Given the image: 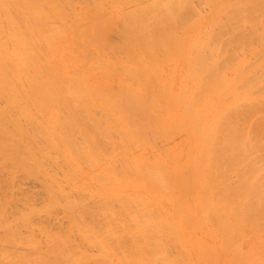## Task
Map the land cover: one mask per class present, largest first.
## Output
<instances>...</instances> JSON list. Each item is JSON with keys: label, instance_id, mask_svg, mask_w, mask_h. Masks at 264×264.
I'll return each mask as SVG.
<instances>
[{"label": "bare ground", "instance_id": "obj_1", "mask_svg": "<svg viewBox=\"0 0 264 264\" xmlns=\"http://www.w3.org/2000/svg\"><path fill=\"white\" fill-rule=\"evenodd\" d=\"M196 2L209 13L194 0H0V136L8 140L0 137V165L40 177L70 162L62 182L88 175L99 188L83 197L92 192L101 204L91 199L95 217L44 174L40 209L62 206L70 232L56 228L45 244L28 233L14 253L19 223L8 228L2 205L16 197L0 193L11 247L0 250L15 254L0 251L6 264H86L87 245L115 264H264V0ZM182 59L177 85L174 66L163 67ZM177 132L187 142L182 161L177 145L160 146ZM142 144L160 146L159 156L132 155ZM30 211L18 214L27 230Z\"/></svg>", "mask_w": 264, "mask_h": 264}, {"label": "rangeland", "instance_id": "obj_2", "mask_svg": "<svg viewBox=\"0 0 264 264\" xmlns=\"http://www.w3.org/2000/svg\"><path fill=\"white\" fill-rule=\"evenodd\" d=\"M196 1H197V0H194L195 5H196V3H198V2H196ZM126 6H127V5H126ZM132 6H133V5H131V4L128 5L129 9H131ZM201 6H202V5H201ZM201 6H200V3H198V4H197V7H199V8H197V10L200 9L199 12H201L203 15H204V14H208L209 12H207V11L209 10V8H208L207 6H202V7H201ZM128 7H127V8H128ZM200 7H201V8H200ZM204 9H205V10H204ZM206 12H207V13H206ZM201 13H200V14H201ZM202 14H201V15H202ZM122 57H124V56H122ZM122 60H124V59H122ZM180 61H181V60H180ZM180 61H179V62H176L177 64L175 63V65L173 64L172 66L166 65V66H165L166 69H164L165 67H163V71H166V73H168V72H172L171 69H173V66H174V70H173V71H174V74H175V72H177L176 74H177V76H179V77H177L176 74H175V75L173 74V75L175 76V77L173 76V77H174V78H173V82H174L175 84H177V85H178V84L180 83V81L182 80V78H183L182 75H184L185 67H187V63L184 62L183 59H182V61H181V63L183 62V64H181ZM178 63H180L181 65L178 64ZM184 63L186 64V66L184 65ZM177 65H178V67H180V68H179V71H180V72H182V70L184 71L183 73H180V74H182L181 76H180L179 72L177 71V70H178ZM167 66H168V67H167ZM169 67H170V68H169ZM167 68H168V70H167ZM181 68H183V69H181ZM166 73L164 72L163 74H166ZM172 73H173V72H172ZM176 77H177V78H176ZM181 77H182V78H181ZM178 78L180 79L179 82L177 81ZM164 79H165V78H164ZM175 79H176V80H175ZM175 81H176V82H175ZM175 84H174V86H175L174 88H177V85H175ZM1 102H2V101H1ZM1 102H0V104H2ZM12 133H13V132H12ZM3 134H4V133H3ZM6 134H7V133H6ZM9 134H10V133H9ZM0 135H1V134H0ZM4 135H5V134H4ZM6 136H8V137L10 136V138H11L12 135H8V134H7ZM0 137H2V136H0ZM8 137H7V138H8ZM12 137H13V136H12ZM170 137H171L170 139H169V138L166 139L167 142H166L165 140H163V141H164V143H163V141L161 140L163 144H162V143H161V144L158 143V144H160V146H162V147H163V146H165V148L167 147V149H168V147H170V148L172 147V148H173L175 145H177V147H176V146H175V147H176L177 149H180V150H179V151H180V155H179V157L181 156V157H180L181 159L179 158V160L182 161V160L185 158V156H186V155H183V153L185 154V151H186V150H185V146L187 145V144H186L187 142H186V139H185V132H177V133H174V135L172 134ZM2 138L5 139V137H2ZM10 138H8V139L10 140ZM14 138H15V137H13V139H14ZM16 138H17V137H16ZM5 140H7V139H5ZM11 140H12V139H11ZM17 140H18V139H17ZM19 140H20V139H19ZM19 140H18L17 142H15V145H17L18 142H20V141H21V144H22V145H26V144H24V143L22 142V140H20V141H19ZM7 141H8V140H7ZM14 141H16V140H13V142H14ZM23 141L26 142L25 139H24ZM161 141H160V142H161ZM165 142H166V143H165ZM16 143H17V144H16ZM156 143H157V142H156ZM12 144H14V143H12ZM158 144H157V145H158ZM166 144H167V146H166ZM19 145H20V144H19ZM37 145H39L38 142H37ZM144 146H145V144H144V145L142 144V145L139 146V148H138L139 150H138V149H134V151L132 150V151H131V152H132V155L136 154V153H133V152L136 151V152L138 153V151L140 152V150L142 149V150H145V153L147 152L146 155H148V157H147V156H146V157H147L148 159H151V158L154 157L152 154H154V153L156 154L157 151L159 150L158 153H157L156 155L154 154V155L157 157V156H159V152L161 151V149H164V147H163V148L161 147V149L159 148V149L157 150V148L160 147V146H156V144H155V146L157 147L156 149L153 148V147H155L153 144H152V145H147V144H146V149H145ZM149 146H152V147H149ZM25 147H26V146H25ZM180 147H181V148H180ZM182 147H183V148H182ZM186 147H187V146H186ZM136 148H137V147H136ZM150 148H151V149L153 148V150H152V152L149 153V151H151ZM170 148H169V149H170ZM156 150H157V151H156ZM181 150H182L183 152H182ZM184 150H185V151H184ZM153 151H154V152H153ZM141 152H142V151H141ZM142 153L145 155L144 152H142ZM136 155H137V154H136ZM182 156H183L184 158H183ZM156 157H154V158H156ZM154 158H153V159H154ZM182 158H183V159H182ZM41 160L43 161L44 159H41ZM58 160L60 161V160H62V159H58ZM42 161H40V163H41ZM59 161H58L57 163H59ZM62 161H64V160H62ZM44 162H45V161H44ZM44 162H42V163H44ZM60 162H61V161H60ZM64 162H65V161H64ZM6 163H7V162H5V164L3 163V165H6ZM40 163H39V164H40ZM42 163H41V166L43 165ZM46 163H47V160H46ZM46 163H44V165L42 166V167H43V168H42L43 170H45V169H44L45 165L51 164V163H47V164H46ZM57 163H56V164H57ZM69 163H70V162H69ZM69 163H67V164H69ZM67 164H66V162H65L64 165H66V167H67V166H69V165H67ZM3 165H2V164L0 165V189H2V190H0V193H1L3 196H4V195H10V196H13V197H10V196H9V198H15V197H16V199H14V200L11 199V200H12V201H11L9 198H7V200L9 199V203H10V206H11V207L8 206V205H9L8 202H7L8 205H6V202H5V205H2L3 209L5 208V211L7 210V208H8V211L10 210L9 212L6 211V213L4 212V210H2V212L5 213L4 216L6 217V221H8V223H10L11 225H9V227L7 226L8 223H6V221H4V220H5V217H4V216L2 217V214H3V213L1 214V212H0V215H1L0 217H1V219L3 218L2 221L5 222V223L3 222L4 224H6L5 226H3L4 224L2 225V223L0 224V226H1V228H0V229H1V230H0V232H1V233H0V236H1V234H3L4 236H3V237L1 236V238H2V240L5 239V235H7V234L9 233L7 227H8L9 229H13V228H11L10 226L13 225L12 227H14V228H15V226L18 227V225H15V223H17V224L19 223V228H20V229H18V228H15L16 230L14 229V230L16 231V233H17V231H19V233H17L18 235L15 233V235H17V236H15L16 239H15V237H12V235H10V234H9V237H8V239H10V238L12 237V239H10V240H12L11 243H13L11 247L13 248L12 250L14 251V253H15V251L19 252V250H20L19 247H21V249H22L23 247H25V246H21L22 244L20 243V240L23 242L24 239H26V238L28 237V235H29L28 233H30L29 236L34 235L33 237H35V238H36V236H38V237L41 238V239H38V238H36V239H38V241H40V243H41V242L43 243V242H46V240H45L46 237H45V236H46L47 234H51V233L56 234V233H57L56 235H59V233H60L61 231L63 232L66 228L69 227V226H68V222H69L68 219H67L64 215H63V217H62V215H61L62 212H63V208H62V206L59 207V208L62 209V210L60 209L62 212L59 211V209H58L57 206H55V207H53V208L56 209V207H57L58 210H55V209H54V210H53V209L51 210V209H50V210H48L47 212H50L51 214L47 213V215H46V212H44L42 209H40L41 207L39 206V204L42 205L43 203L45 204V202L48 201V200H46L47 198H45L47 195H43V193H44L43 188H44V187H43V188L41 187V186L43 185V183H45V184H44L45 187L48 185V184H46V183H48V182H46V180H47V178H48V177H46V176L54 175L56 179L59 178V181L62 182V181H64V173L67 171V170H65V169H69V168H64V167H63L64 165L60 168V165H62V163L59 164V168H60L61 170L64 169L63 171H61L59 168H58L59 170L56 168L58 165H56V167H54L55 164L46 166V167H45L46 170H45L44 173L42 172L43 170H42V171L40 170V171L42 172L43 176H44V174H45V179H46V180H45L44 178H40L42 175L39 177V174H40V173H39V172H40L39 170H38V173H39V174H37V175L34 174V175H33L35 178H36V176H37V179L32 178L33 176H32V177H29V175H27L26 173H24V171H23L22 169H21V170H22L21 175H20V173H19V175L17 174V175L14 177L15 172L17 171L18 166L16 167V170L13 172V175H11V173H10L8 170H7V171H8L9 173H8V174L6 173V168H7V167H5V166L3 167ZM41 166H40V167H41ZM50 167H52V168L54 167L55 170L52 169V170H53V171H52V170L50 169ZM20 168H21V166H20ZM20 168H18V169L20 170ZM47 168H49V169H47ZM14 169H15V168H14ZM47 170H48L49 172H47ZM18 172H19V171H18ZM20 172H21V171H20ZM36 173H37V172H36ZM48 173H49V174H48ZM58 173H59L60 175H59ZM9 174H10L12 177H14V179H11L12 177L10 176V177H11V178H10L11 180L8 181V178H9V177H6V176H8ZM22 174H23V175H22ZM24 174H25V176H24ZM5 175H6V176H5ZM26 175H27V177H26ZM35 175H36V176H35ZM43 176H42V177H43ZM38 177H39L40 179H39ZM50 177H53V176H49V178H50ZM4 178H5L4 181H5V182L7 181L6 184L2 181ZM49 178H48V179H49ZM6 179H7V180H6ZM38 179H39L40 181H39ZM41 179H42V180H41ZM43 179H44V180H43ZM88 179H89V180H88ZM37 180H38V181H37ZM90 180H92V178H91V177H88V175H86V174L80 175V174L78 173L77 178H76L74 181L67 182V183H66V182H62V188H63L64 190L66 189V190H65L66 192L69 191V192H67V194L70 193L69 196L71 195V197H72V196L74 195V197H75L76 199H78L81 203L84 202V203H82L83 205H84L86 202H87V204L89 203L88 206H86V208H87V207L90 208L91 206L93 207V204H94V208H95V206H97V204H99V205H98V207H99L101 204L99 203L98 199H97L98 203H96L97 201H96L95 198H94L95 201L93 200V196L95 195V194H93V193L98 192L96 189H98L99 186H97L98 184H97L95 181L93 182V180H92V181H90ZM43 181H44V182H43ZM41 182H43V183H41ZM2 183H3L4 185H3ZM2 185H3L4 188L1 187ZM40 185H41V186H40ZM83 185H85V186H83ZM86 185H87V186H86ZM11 186H12V187H11ZM81 186H83V187H81ZM88 186H89V187H88ZM85 187H86V188H85ZM97 187H98V188H97ZM9 188H10V189H9ZM67 188H68V189H67ZM4 189H5V190H4ZM18 189H19V191H18ZM41 189H42V190H41ZM84 189H85V190L87 189L86 191H88V192L93 191V193L91 192V194H92V198H91V197H90V198H89V197H87V198H86V197H85V198L83 197V195H84L83 193H84V191H85ZM22 190H23V191H22ZM24 190H25V191H24ZM82 190H83V192H82ZM89 190H90V191H89ZM95 190H96V192H95ZM8 191H9V192H8ZM17 191H18L19 193H18ZM26 191H27V192L29 191V192L27 193ZM65 191H64V192H65ZM2 192H4V193H2ZM13 192H15V193H13ZM16 192H17V193H16ZM22 192H25V193L28 194V195L33 193V198L31 197V199H32V203H31V199H28V200H30V201L26 202L27 200L23 197V195H25V193H22ZM100 192H102V190H99V193H100ZM140 192H141V191H140ZM141 193H142V192H141ZM22 194H23V195H22ZM44 194H45V193H44ZM100 194H101V193H100ZM15 195H16V196H15ZM97 195H98V194H97ZM102 195H103V193H102ZM142 195H143V194H142ZM0 196H1V195H0ZM3 196H2L1 199H0L1 202H2V199L4 198ZM17 196H18V197H17ZM31 196H32V195H31ZM42 196H43V197H42ZM143 196H144V195H143ZM6 197H7V196H5V198H6ZM20 197H23V199H24V200H23V201L25 202V203H24V204H25L24 206H23V202L20 203V201L18 200V199H20V200L22 201V198H20ZM95 197H96V196H95ZM5 198H4V199H5ZM4 199H3V202L5 201ZM91 199H92L93 201H92ZM15 200H16V201H15ZM88 200H90V201H88ZM10 201L12 202V205H11V202H10ZM42 201H45V202H42ZM91 201L94 202V203L91 204ZM14 202H16V203H14ZM17 202H19L20 205L17 204ZM41 202H42V203H41ZM165 202H167V200H165V201L162 200V204H163V205H162V208H161V209H164V210H165V211L163 210V211L165 212V214H163V215L170 216V214H171V209H172V208H171L172 205H171V203H168V202H167V203H168V204H167V203H165ZM13 203H14V204H13ZM27 203H30L31 206H30L29 204H27ZM33 203H34V205H32ZM164 203H165V204H164ZM36 204H37V205H36ZM59 204H60V203H59ZM87 204H86V205H87ZM0 205H1V204H0ZM15 205H16V206H15ZM26 205H29L30 207H29V206H26ZM35 205H36V207H34ZM45 205H46V204H45ZM60 205H62V204H60ZM13 206H14V207H13ZM22 206H23V209H22ZM37 206H39V207H37ZM6 207H7V208H6ZM15 207H17V208H16L15 211H14L13 208H15ZM20 207H21V208H20ZM25 207H26V208H25ZM92 207H91L90 209L93 211V208H92ZM98 207H96V208L100 210V207H99V208H98ZM163 207H164V208H163ZM38 208H39V210H38ZM96 208H95V209H96ZM169 208H170V209H169ZM12 209H13V210H12ZM24 209H25V210H24ZM29 209H30V210L32 209V210H31L32 213H31V211H30ZM33 209H35V210H33ZM43 209H44V207H43ZM97 209H96V210H97ZM11 210H12V211H11ZM16 210H18V211H16ZM36 210H37V211H36ZM96 210H95V211H96ZM99 210H98V211H99ZM167 210H168V211H167ZM27 211H30L31 214H33L34 211H36L35 214H36V213H37V214H36V215H35V214L32 215V216H34V217H32L31 214L29 215V216H31V217H29V220H28V221H31V222L35 221V222H37V223H38V221H40L42 224L44 223V225H43V226H44V229H43V226H42V225L40 226V224H38L39 226H37V224H36L35 222H34V226L36 225L35 227L33 226V224L31 225V223H30V227L28 228L29 230L25 229V227H26V226H24V223H25V222H23V224H21V222L19 221V220H20L19 218H20L21 216L19 217V215H20L22 212H23V213H27ZM38 211H39V213H38ZM42 211H43L44 213H42ZM58 211H59V212H58ZM87 211H90V210L87 209ZM163 211H162V213H164ZM16 212H17V213H16ZM54 212H55V214H54ZM93 212H94V211H93ZM11 213H12V214H11ZM52 213H53V214H52ZM60 213H61V214H60ZM96 213H97V211H96ZM168 213H169V215H168ZM9 214H10V215H9ZM13 214H14L16 217H17V215L19 214L18 217H17L18 219H17V218H14L15 216H14ZM41 214H42V216H41ZM43 214H45V215H43ZM48 214H49V216H48ZM58 214H60V215H58ZM94 214H95V212L93 213V215H94ZM21 215H22V214H21ZM50 215H51V216H50ZM56 215H57V216H56ZM95 215H96V214H95ZM36 216H38V217H36ZM54 216H55V217H54ZM40 217H42V218H40ZM49 217H50V219L52 218V220H54L55 218H56V219H55L54 221H50ZM61 217H62V218H61ZM95 217H97V215H96ZM13 218H14V219H13ZM31 218H32V219H31ZM39 218H40V219H39ZM60 218H61V219H60ZM1 219H0V222H1ZM34 219H36V220H34ZM37 219H38V220H37ZM95 219H96V218H95ZM13 220H17V222H16V221H13ZM66 220H67V222H66ZM10 221H12V222H14V223L12 224V222H10ZM46 221H47V222H46ZM86 221H89V220L86 218ZM48 222H49V223L52 222V223L48 226V229H47L46 226L48 225ZM57 222H59L60 225L57 224ZM89 222H90V221H89ZM20 224H21V226H20ZM65 224H66V225H65ZM22 225L24 226V229L21 228V227H23ZM2 226H3V227H6V226H7V227L4 229V228H2ZM40 227H41V230H42V234H41V232H40L41 230L39 229ZM53 227H54V229H53ZM50 228H51L52 231L50 230ZM56 228L58 229V232H59V233L57 232V229H56ZM33 229H34V230H33ZM37 229H38V231H37ZM4 230H5V231L7 230V233H6V232H2V231H4ZM23 230L27 231V234H26V232L23 231ZM43 230H44V232H43ZM45 230H47L48 233H47ZM49 230H50L51 232H49ZM55 230H56V233H55ZM68 230H69V231H68ZM68 230L66 229L67 233L70 232V229H69V228H68ZM210 230H211V229H210ZM210 230H209V234H208V235L203 236V237H205L206 240H208V236H209V239H211V237H210V233H211ZM33 231H35L36 233L33 232ZM53 231H54V232H53ZM66 231L64 232V234H67ZM211 231L214 232L213 230H211ZM32 232H33L34 234H33ZM37 232H40V233L37 234ZM74 232H75V231H74ZM4 233H6V234H4ZM72 233H73V232H72ZM75 233H77V232H75ZM75 233H74V234H75ZM19 234H20V236H19ZM36 234H37V235H36ZM61 234H62V233H61ZM61 234H60V235H61ZM74 234H73V235L68 234V235H69V238L72 236V239H73V237H74L75 240H78V239H77L78 236L76 237V235H78V234H75V236H74ZM26 235H27V236H26ZM7 236H8V235H7ZM10 236H11V237H10ZM13 236H14V235H13ZM21 236H23V238H22L23 240H22L21 238H19L18 241L16 242L15 240H17V237H21ZM41 236H43V237H41ZM24 237H25V238H24ZM1 238H0V240H1ZM78 238H79V237H78ZM72 239H70V240H72ZM2 240H1V241H2ZM6 240H7V239H6ZM68 240H69V239H67L66 242H67ZM70 240H69V241H70ZM75 240H74V241H75ZM1 241H0V243H1ZM4 241H5V240H3V242L0 244L1 248H2V244L4 243ZM69 241H68V242H69ZM78 241H79L78 243L81 242L80 239H79ZM6 242H9V241H6ZM68 242H67V243H68ZM76 242H77V241H76ZM14 243H15V244H14ZM17 243H19V245H20L19 247H18V244H17ZM67 243H66V244H67ZM69 243H70V242H69ZM69 243H68L67 245H70ZM81 243H82V245H83V244L87 245L86 243H83V242H81ZM81 243H80V244H81ZM43 244H45V243H43ZM43 244H42V245H43ZM4 245H5V243L3 244V246H4ZM6 245H7V244H6ZM6 245H5V246H6ZM8 245H9V246H6V247L4 246L7 250H9V248H11V247H10V243H9ZM16 245H17V248H16ZM67 245H66V247L68 248ZM13 246H15V247H13ZM83 246H84V245H83ZM208 246H209V247L211 246L210 248H212V244H210V245H208ZM4 247H3V248H4ZM7 247H8V248H7ZM43 247H44V246H43ZM80 247H81L82 249L85 248V246L82 247L81 245H80ZM86 247L88 248V250H87V248H86L85 250H87V252H89L90 255L87 254L86 251H84V252H85L84 255H89V256L92 257V259H93V260H92L91 258L88 259V260H91V262H90V261L88 262L89 264H115L114 260H112V263H110V262H108L109 260H107L108 258H103L102 256H101V257H102V258H101V257H99L100 255H99L98 258H97V255L100 254V253H99V250H98V248H97L96 246L93 247V246L91 245V247H93V249H92L91 247H88V245H87ZM15 248H16V250H15ZM18 248H19V250H18ZM69 248H70V247H69ZM77 249H78V248H76V250H77ZM79 249H80V248H79ZM79 249H78V250H79ZM82 249H80V250H82ZM95 249H97V251H95ZM247 249H248V246H247L245 243H244V244L242 243V245H241V250L243 251V250H247ZM7 250H6V251L3 250V251H5V252H3L2 249H1L0 251H2L3 254H4V253H8V252H9V251L7 252ZM40 250H41V249H40ZM71 250H72V249H70V251H71ZM13 251L10 250V253H8V254L13 253ZM22 251H23L22 253H24V252L26 251L25 248H24V250H22ZM191 251H192V250H191ZM71 252L80 253V251H78V252L74 251V248H73V251H71ZM96 252H97V254H96ZM14 253L12 254L13 256L15 255ZM20 253H21V252H20ZM26 253H27V252H26ZM81 253H82V252H81ZM191 253L193 254V256H192V254H190V259H191V261H195V260H196V258H195V253H194V252H191ZM3 254H1V252H0V258H3V257H2ZM17 254H19V253H17ZM45 254H46V253H45ZM1 255H2V256H1ZM48 255L50 256L51 254H48ZM89 256H87V258H88ZM85 257H86V256H85ZM94 258H96V259H94ZM6 259L8 260V259H10V258H6ZM100 259H101V260H100ZM102 259L105 260V261H103ZM194 259H195V260H194ZM228 259H230V258L228 257V258L224 261L223 259H220V258H219L218 261L220 260V261H219L220 263L218 262L217 264H233V262H229ZM2 260H4V262H5V257H4ZM7 260H6V261H7ZM65 260L68 261V262H66L67 264H74V263H75V262H72L70 259H68V260L65 259ZM88 260H87V261H88ZM216 260H217V259H216ZM70 261H71V262H70ZM92 261H94V263H92ZM101 261H102V262H101ZM4 262H2V263H3V264H6V262H5V263H4ZM69 262H70V263H69ZM222 262H224V263H222ZM66 263H65V264H66ZM88 263L86 262V264H88ZM176 263H177V264H183L181 261H180V262H176ZM184 263L186 264V262H184Z\"/></svg>", "mask_w": 264, "mask_h": 264}]
</instances>
